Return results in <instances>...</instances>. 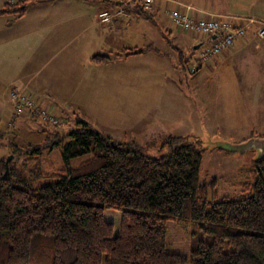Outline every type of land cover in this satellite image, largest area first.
Segmentation results:
<instances>
[{
  "label": "trees",
  "instance_id": "trees-1",
  "mask_svg": "<svg viewBox=\"0 0 264 264\" xmlns=\"http://www.w3.org/2000/svg\"><path fill=\"white\" fill-rule=\"evenodd\" d=\"M36 1L6 2L0 15L22 17ZM130 3L150 17L140 0ZM148 50L157 51L149 45L115 56ZM176 51L188 72L195 50ZM60 115L66 125L46 124L51 137L41 143L21 146L0 136L12 156L7 171L9 156L0 157V264H264V157L252 160L251 181L238 183L237 195L220 196L216 178L200 177L199 136L168 135V153L154 157L136 141L119 142L79 116ZM53 149L60 164L43 156ZM29 163H36L35 177L53 181L32 187L19 170ZM107 210L121 212L118 233ZM169 222L192 224L188 254L166 250Z\"/></svg>",
  "mask_w": 264,
  "mask_h": 264
},
{
  "label": "crops",
  "instance_id": "crops-1",
  "mask_svg": "<svg viewBox=\"0 0 264 264\" xmlns=\"http://www.w3.org/2000/svg\"><path fill=\"white\" fill-rule=\"evenodd\" d=\"M16 1L0 0V7ZM125 1L38 0L29 5L22 17L0 15V136H10L12 127L20 128L40 120L28 112H16L9 98L13 87L33 94L40 105H54L59 113L79 116L93 127L85 110L90 104H86L87 98L90 100L93 91L110 89L119 81L126 86L129 80L126 76H133L136 85L138 76L144 72L158 74L156 64L168 61L171 51L176 53L171 74L186 101L182 88L186 74L179 67L176 48L186 50L171 42L167 35L169 25H174L168 11L176 7V2L219 15L264 21V0H156L149 10V18L139 14L138 3L126 4ZM122 6L123 15L110 23H99L100 11L108 8L114 12ZM148 29L150 36L142 38L147 41H140L138 36L144 37ZM149 45L157 51L115 56L126 49ZM95 54L110 55L113 60L98 64L91 60ZM121 61H145L148 68L121 69L118 66ZM200 72L191 80V84H196L193 88L197 94V128L206 123L211 131L220 130L226 121L227 130L232 133L240 130L242 134L234 138L235 142L264 136V40L251 35L248 44H236L223 56L211 59ZM128 85L130 89L133 86L132 82ZM120 99H123L121 94L117 100Z\"/></svg>",
  "mask_w": 264,
  "mask_h": 264
},
{
  "label": "rangeland",
  "instance_id": "rangeland-1",
  "mask_svg": "<svg viewBox=\"0 0 264 264\" xmlns=\"http://www.w3.org/2000/svg\"><path fill=\"white\" fill-rule=\"evenodd\" d=\"M152 7L147 9V11L152 9ZM150 29L153 31V27H150ZM167 33L171 42L183 47L186 51L192 48L193 45L205 41L203 35L198 33H180L175 25L172 24L169 25ZM148 36H150L149 29L144 37L138 36V38L140 41L146 42L147 40H143L142 38L147 39ZM186 39H189V42L186 43ZM203 45L205 47L208 44L205 42ZM174 55L176 53L171 51L168 61L161 60V62L156 64V67L159 68L158 74L152 75L145 74L147 72H144L139 75L136 85H134L135 80L133 76H126L129 77L126 86L122 84V81H119L118 85L110 89L105 90L100 88L97 92L93 91L90 94V100L88 97L86 101V104L90 103L89 107H85L86 112L89 113V119L93 122V127L104 134L119 142L136 141L144 147L145 153L154 157L168 153L169 149L165 143L168 135L199 136L202 139V145L205 147L201 179L216 178L217 190L220 196L237 195L240 192L238 183L251 181L250 173L254 168L252 160L256 152L250 150L246 154H238L237 152L233 153L217 147L224 142L237 143L235 142L237 140H234V138L242 135L240 130L236 133H232V130H227L226 121L220 130L211 131L206 123L197 128V117H195L197 113V94L194 89L196 84H191V80L196 79V76L190 75L187 71L184 72L186 78H183V80L185 79V83L184 81L182 82V88L187 97V100L184 101L182 92H179L181 88H177L178 82H176L174 75L171 74V71L174 72ZM121 62L118 65L121 69L128 67H136L139 70L148 68L145 61ZM191 65L192 61H190L188 67ZM199 73L201 72L199 71L195 75L198 77ZM129 82H132L133 85L131 89L128 85ZM160 91L162 93L159 100L160 96H157V94ZM120 94L123 96V99L117 100ZM155 102L161 103L163 106H152ZM126 104L133 107L126 106ZM229 109L227 106L226 110ZM200 110L202 111L201 108ZM13 128L16 129L13 131ZM10 130L9 133L11 137H14V142L21 146L27 143H41L46 138L51 137V132L46 131L48 130L47 125L39 120L26 123L20 128L12 127ZM16 130L19 131L16 132ZM5 140H7V137H5ZM44 154L45 158H54V160H58L59 164L61 163L58 149H53L48 153L46 150ZM10 155L7 147L0 148V157H8ZM79 158L85 159L84 157H75L73 158V162L80 161ZM42 165L45 167L44 163ZM36 167V163H29L25 167L20 166V176L34 188L53 181L51 178L35 177L33 172ZM105 214L107 219L114 223L115 233H118L121 212L107 210ZM191 234L192 224L169 222L166 250L171 253L188 254L191 247ZM198 239L208 241L210 240V236L199 235Z\"/></svg>",
  "mask_w": 264,
  "mask_h": 264
},
{
  "label": "built area",
  "instance_id": "built-area-1",
  "mask_svg": "<svg viewBox=\"0 0 264 264\" xmlns=\"http://www.w3.org/2000/svg\"><path fill=\"white\" fill-rule=\"evenodd\" d=\"M132 1L134 0H126L125 3L128 4ZM140 1L147 10L155 4L156 0ZM123 14V6L114 12L104 9L98 13L97 19L99 23L107 24ZM168 14L179 32L198 33L205 37V41L201 42V46L189 57V60L192 61L188 70L190 75L197 74L211 59L223 56L236 44H248L251 35L264 40V21L254 17L219 15L195 9L191 5L181 2H176V7L169 10ZM205 42L208 45L204 47ZM9 98L18 114L33 113L41 122L57 128L66 125V120L61 117V113L54 105H40L39 99L28 91L13 87Z\"/></svg>",
  "mask_w": 264,
  "mask_h": 264
},
{
  "label": "water",
  "instance_id": "water-1",
  "mask_svg": "<svg viewBox=\"0 0 264 264\" xmlns=\"http://www.w3.org/2000/svg\"><path fill=\"white\" fill-rule=\"evenodd\" d=\"M201 46V43L196 44L193 46L194 50H197ZM218 148L226 149L229 152H237L238 154H246L248 151L253 150L255 151V156L253 157L254 160L261 159L264 157V136H252L247 138L242 142L237 143H227L224 142L217 146ZM12 156H9L6 159V171L8 170V163Z\"/></svg>",
  "mask_w": 264,
  "mask_h": 264
}]
</instances>
